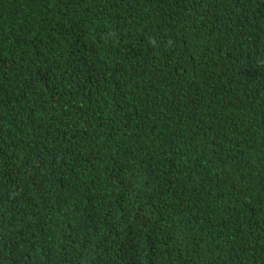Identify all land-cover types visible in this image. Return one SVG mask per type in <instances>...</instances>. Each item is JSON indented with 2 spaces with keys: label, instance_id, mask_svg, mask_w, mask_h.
I'll return each mask as SVG.
<instances>
[{
  "label": "trees",
  "instance_id": "1",
  "mask_svg": "<svg viewBox=\"0 0 264 264\" xmlns=\"http://www.w3.org/2000/svg\"><path fill=\"white\" fill-rule=\"evenodd\" d=\"M0 264H264V0H0Z\"/></svg>",
  "mask_w": 264,
  "mask_h": 264
}]
</instances>
